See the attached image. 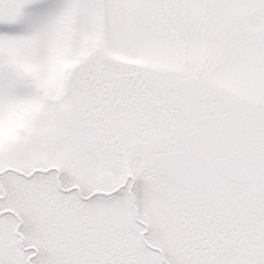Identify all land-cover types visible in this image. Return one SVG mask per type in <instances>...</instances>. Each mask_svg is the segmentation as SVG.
<instances>
[{
  "label": "snow or ice",
  "instance_id": "obj_1",
  "mask_svg": "<svg viewBox=\"0 0 264 264\" xmlns=\"http://www.w3.org/2000/svg\"><path fill=\"white\" fill-rule=\"evenodd\" d=\"M0 264H264V0H0Z\"/></svg>",
  "mask_w": 264,
  "mask_h": 264
}]
</instances>
